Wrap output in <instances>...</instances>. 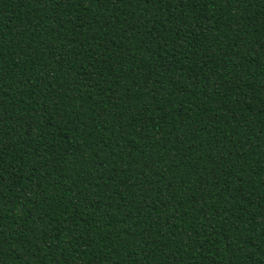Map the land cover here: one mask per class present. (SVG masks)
Wrapping results in <instances>:
<instances>
[{"label": "trees", "instance_id": "trees-1", "mask_svg": "<svg viewBox=\"0 0 264 264\" xmlns=\"http://www.w3.org/2000/svg\"><path fill=\"white\" fill-rule=\"evenodd\" d=\"M0 264H264V0H0Z\"/></svg>", "mask_w": 264, "mask_h": 264}]
</instances>
